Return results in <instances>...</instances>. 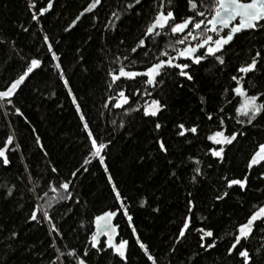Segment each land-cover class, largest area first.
Here are the masks:
<instances>
[{
	"label": "trees",
	"instance_id": "1",
	"mask_svg": "<svg viewBox=\"0 0 264 264\" xmlns=\"http://www.w3.org/2000/svg\"><path fill=\"white\" fill-rule=\"evenodd\" d=\"M127 2L129 0H102L101 5L65 32L90 0H53L52 9L38 17L39 22L33 21L31 15L45 7L47 0H35L33 9H29V0H0V90L22 72L29 58L42 61L41 67L25 79L12 97L14 107L19 108L22 115L14 112L13 105L0 109V146L7 135L15 137L6 152L10 163H0V264H75L74 259L66 255L57 260L58 253L51 245L55 240L61 252L75 249L82 253L91 231L95 230L93 218L118 207L108 183L109 175L121 196L126 198L132 217L131 227L122 215L118 214L116 219L121 238L129 240L127 264H151L135 243L133 228L157 264H233L225 255L230 239L227 233L245 221L254 204L264 202V180L259 178L264 169L254 168L249 173L245 192L235 186L225 189L222 179L242 178L248 171L246 164L251 153L264 142V119L258 117L253 125L243 126L235 119H226V134L243 131L244 135L238 136L228 147L223 164L205 155L210 146L206 135L218 130L216 110L223 107L224 114L232 117L234 105L239 103V97L232 96L230 91L231 103H224V89L234 86L230 75L255 51L262 49L264 35H257L255 39L248 33L238 35L225 49L226 67L214 61L194 66V85L181 81L184 86L178 87L176 82L181 78L174 69L168 70L162 90L153 92L154 97L159 94L161 102L168 105L159 117L165 125L162 134L170 141L165 159L155 145L151 119L139 112L125 115L123 108H115L113 101H107L108 96L115 98L119 91L116 85L108 88L107 71L121 64L128 70L142 71L169 39L153 36L146 39L145 49L131 53L130 48L135 46L153 15L154 0H141L115 21V28L105 29L103 25L109 23L111 12L119 11ZM172 8L178 19L189 14L185 0H172ZM43 35L49 37L59 58L68 80L67 88L55 69L57 61L51 59L43 44ZM145 52L148 54L144 55ZM116 56L121 57L119 64L114 62ZM124 56L128 59L124 60ZM259 68L258 74L249 73L245 78L250 94L264 92V65ZM249 80L255 88L249 85ZM117 84L125 89L126 95L135 88L146 87L141 77L135 81L121 78ZM201 96L205 97L204 105L200 103ZM73 97L94 136L108 144L104 165L88 156L86 133L72 103ZM106 102L108 107L104 106ZM205 112L212 113L213 120L209 121ZM121 121L123 127H120ZM179 122L186 126L198 124V135H188L187 141L175 136L174 125ZM15 144H19V149ZM189 156L200 159L204 173L195 185L191 182L194 165L188 161ZM86 157L91 161L89 164H84ZM53 167L56 172H52ZM73 172L77 175L72 176ZM65 181L70 182L67 191L71 197L61 200L59 196L67 193L58 186ZM52 187L58 191L52 192ZM225 190L229 195L216 201L214 197ZM188 192H192L196 204L190 227L212 229L219 237L214 249H199L198 233L193 230L186 232V240L172 250L182 218L188 215L185 209ZM142 200L146 201L143 206ZM34 208L49 212L60 236L50 234L51 225L40 220L39 210L37 221L29 220ZM109 262L122 264L118 257L111 256L110 250L101 260L92 256L89 264ZM259 264H264V257Z\"/></svg>",
	"mask_w": 264,
	"mask_h": 264
},
{
	"label": "snow or ice",
	"instance_id": "2",
	"mask_svg": "<svg viewBox=\"0 0 264 264\" xmlns=\"http://www.w3.org/2000/svg\"><path fill=\"white\" fill-rule=\"evenodd\" d=\"M185 2L186 11L189 14L181 16L178 19L172 8V0H154L153 15L150 17L149 23L143 30L142 35L135 42V46L130 48V52L137 53L138 49H145L146 38L150 39L153 36H163L169 37V39L159 49L158 53L153 55L152 62L148 63L142 71L128 70L127 66L121 64L117 69H109L106 73L110 78L108 88L111 89L113 85L119 88L116 97L108 96L107 101H113L112 106L115 108H123L125 115L132 112H139L142 113L143 117L151 119L153 132L156 135L155 145L158 153L165 159L169 154L170 141L166 140L162 134L165 125L162 124L159 117L167 110L168 105L166 102H161L159 94L154 97L153 92H157L158 89L162 90V86L165 83L164 77L169 74L168 70L174 69L175 74L181 78V80L176 82L178 87L184 86L181 81H186L194 85L195 73L193 72V67L201 66L205 61H214L216 65L226 67V46H230L238 34L248 33L251 39H255L257 35H264V0H208V2L206 0H185ZM101 3L102 0H90V3L72 19L64 31L68 32L72 29L81 20V17L86 13L92 12ZM140 3L141 0H129V2L123 4V7L119 11L113 10L111 16L108 17L109 23L103 25V27L105 29L115 28V21L119 20L121 15L127 10L134 9ZM35 7V0H29V9ZM52 7L53 0H47L46 6L40 7L38 11L33 12L31 19L39 22L38 17H42ZM93 19H95V15ZM24 30L27 31V29ZM42 39L47 52L51 54V59L57 61L55 69L60 80L63 81L64 86L67 88L68 80L65 78L61 64L58 62L59 58L56 52L53 51V45L49 37L43 35ZM120 43L123 44V41ZM147 54V52L144 53V55ZM123 59L127 60L128 57L124 56ZM120 61L121 57L116 56L114 62L119 64ZM131 63H134V61ZM41 64V59L36 57H31L26 61L22 72L15 79L11 80L4 90H0V109H3L7 105H13L12 97L18 88L30 74L34 73V70L41 67ZM261 65H264V46H262L261 50L255 51L254 55L250 56L248 61L237 67L235 74L230 75V80L234 82V86L230 87V89L225 88L223 95L225 104L231 103L228 99L229 91L232 96L239 97V103L234 105L235 115L227 117L224 114L225 110L223 107L217 109L216 111L219 114L216 117L218 120V130L211 131L205 137L210 142V146L205 155H209L218 164L224 163L228 147L237 141L238 136L244 135L243 131H231L226 134V119H235L236 123L241 126L245 124L253 125V122L257 121L258 117L264 119V99H262L264 98V92L256 91L250 94L249 88L245 87L244 84L245 78L249 73L254 75L259 73V66ZM137 77L142 78V83L146 87L135 88L130 91L129 95H126L125 89L117 84L121 78L125 81H135ZM248 83L252 88L256 87L251 80ZM69 95H71V90H69ZM144 97H148V99H143ZM132 98L136 99L132 100ZM199 99L201 105L206 103L205 97L201 96ZM72 103L76 106V111L80 115V120L86 133L88 156L98 159L100 164L104 165L105 149L108 144L103 141H98L94 136L84 115L81 113L80 105L75 97H73ZM125 105H128V107L125 108ZM104 106L108 107V103L106 102ZM13 108L16 114L22 115L19 108H15L14 105ZM202 111H204L203 108ZM205 116L209 121L213 120L212 113L205 112ZM241 117L243 119H240ZM123 126L124 122L121 121L120 127ZM198 129V124L186 126L184 122H179L174 125V134L187 141L188 135L193 137L198 135ZM14 139L15 137L10 134L2 141L3 146H0V163L3 165L10 163L6 152L9 150V146L13 145ZM36 143L38 145L40 144L38 136L36 137ZM14 147L19 149V144H15ZM187 159L194 165L192 168L194 174L191 177V182L195 185L198 178L204 174L200 166L201 161L193 156H189ZM90 162L87 157L84 159V164H89ZM168 163L171 164L172 162L168 161ZM254 168L264 169V142L259 143L251 153L246 164L248 171L242 178H222L225 189H232L235 186L239 191L245 192L249 186V173ZM51 170L52 172H56L54 167ZM107 171L108 169L105 166V172L107 173ZM71 175L76 176L77 172H73ZM172 175L174 176L175 173L173 172ZM259 178L264 180V171L260 172ZM108 183L111 185L118 207L115 209H107L93 218L92 223L95 226V230L91 231L88 237V243L85 245L82 253H78L75 249L61 252L59 248H56L55 240H53L51 246L58 253L57 260H59L60 256L66 255L74 259L75 264H89L92 256H96L98 260H101L109 254L110 250L112 257H118L122 264H127L128 240L121 238L117 241V236L119 235L117 229L119 226L113 223V218L120 214L127 219L129 227H131L132 217L129 215L125 203L126 198L121 196L120 191L113 183L110 175L108 176ZM69 184L70 182L68 181L59 183V189H63L67 193V195L61 194L59 199L66 200L71 197V193L67 191ZM51 191L55 193L58 189L52 187ZM46 195L47 193H45ZM228 195L229 192L225 190L217 194L214 199L216 201H222ZM145 203L146 201L142 200L141 206ZM47 206L49 208L52 207L51 203H48ZM194 208H196V204L194 203L193 194L192 192H188L185 203V209L188 215L182 218L172 246L173 251L176 250V244L183 243L186 240V232L193 230L198 233L199 249L207 251L214 249L217 245L219 237L212 229L205 227L193 229L190 227L191 214ZM252 209L244 222L238 224L232 232L227 233L230 239L228 240L225 255L233 260V264H259L261 257H264V202L254 204ZM38 210L41 212L40 220L47 221L51 225L50 234L60 236L61 233L56 225L52 223V217L47 210L34 208L28 217L29 220L37 221ZM154 211H158V209H154ZM81 227H83V223ZM12 235L15 236L16 234L13 233ZM132 235L135 237V243L147 257V260L151 264H157V260L150 254L146 245L141 242L134 228L132 229ZM101 236L106 237V239L101 241ZM254 244L256 246H253ZM90 252L91 255L89 254Z\"/></svg>",
	"mask_w": 264,
	"mask_h": 264
},
{
	"label": "water",
	"instance_id": "3",
	"mask_svg": "<svg viewBox=\"0 0 264 264\" xmlns=\"http://www.w3.org/2000/svg\"><path fill=\"white\" fill-rule=\"evenodd\" d=\"M238 35H240V34H238ZM238 35H237V36H238ZM146 39H148V38H146ZM235 39H236V38H234V41H235ZM234 41H233V42H234ZM233 42H232V43H233ZM226 47H229V46H226ZM117 216H118V215H117ZM117 216H116L115 218H113V223H114V224H116ZM116 225H117V224H116ZM118 226H119V225H118ZM94 227H95V226H94ZM117 231H118V233H119V235L117 236V241H118L119 239H121V234H120V229H119V227H118ZM100 239H101V241H102V240H105L106 237L101 236ZM122 239H123V238H122ZM126 240H128V239H126ZM128 249H129V240H128ZM127 255H128V250H127Z\"/></svg>",
	"mask_w": 264,
	"mask_h": 264
}]
</instances>
